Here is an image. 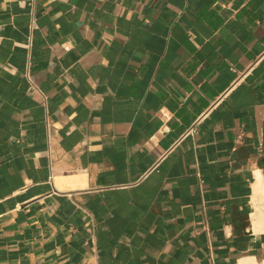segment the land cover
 <instances>
[{"label":"crops","instance_id":"0c3cea01","mask_svg":"<svg viewBox=\"0 0 264 264\" xmlns=\"http://www.w3.org/2000/svg\"><path fill=\"white\" fill-rule=\"evenodd\" d=\"M263 52L264 0H0V264H264Z\"/></svg>","mask_w":264,"mask_h":264},{"label":"bare ground","instance_id":"6f19581e","mask_svg":"<svg viewBox=\"0 0 264 264\" xmlns=\"http://www.w3.org/2000/svg\"><path fill=\"white\" fill-rule=\"evenodd\" d=\"M256 174H255V176H256V182H254V191H253V195H254V201L256 202V205H257V208H255L257 211H256V213L257 214H255V217L256 216H258L259 217V215H261V213L262 212H264V183H263V180H262V174H261V172L260 171H257V172H255ZM252 202V201H251ZM253 203V202H252ZM254 205H255V203H253ZM253 205V206H254ZM256 207V206H255ZM253 213H255V212H253ZM251 216H252V214H251ZM263 216H264V213H263ZM253 217H254V215H253ZM254 217V218H255ZM261 218H263L262 216H261ZM255 220V219H254ZM264 221V220H263ZM263 221H262V223H263ZM255 222H261L260 220L258 221V218L256 219V221ZM254 222V223H255ZM262 223H258L259 225H261ZM257 224V223H256ZM263 225V224H262ZM256 227L258 226V225H255ZM259 228H261L260 226H258ZM258 227H257V229H258ZM264 227V226H263ZM256 229V230H257ZM264 229V228H263ZM255 230V231H256ZM261 230H262V228H261Z\"/></svg>","mask_w":264,"mask_h":264},{"label":"built area","instance_id":"2783aa9c","mask_svg":"<svg viewBox=\"0 0 264 264\" xmlns=\"http://www.w3.org/2000/svg\"><path fill=\"white\" fill-rule=\"evenodd\" d=\"M34 16H35V11L34 10H32V23H34ZM29 46H30V44H29ZM262 56H264V52L262 53ZM26 77H27V79H28V81L30 82V84L38 91V92H40L41 93V95L43 96V97H45L44 96V94H42V92L40 91V89L38 88V86H37V84L34 82V80L32 79V77H31V75H30V73H29V70L26 72ZM162 113V112H161ZM163 114V113H162ZM46 122H47V127H49V120H48V117H47V120H46ZM193 128L191 127L190 129H189V131L190 130H192Z\"/></svg>","mask_w":264,"mask_h":264}]
</instances>
